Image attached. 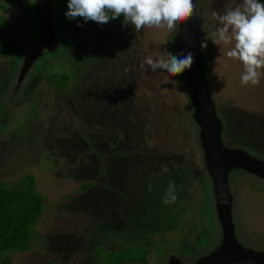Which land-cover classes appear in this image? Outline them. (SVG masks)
<instances>
[{
	"label": "rangeland",
	"instance_id": "1",
	"mask_svg": "<svg viewBox=\"0 0 264 264\" xmlns=\"http://www.w3.org/2000/svg\"><path fill=\"white\" fill-rule=\"evenodd\" d=\"M46 2L48 41L41 44L43 23L37 1L32 4L30 0L28 5L33 8L29 9L25 0H0L3 32L16 42L12 55L0 58V85L5 81L8 88L1 99L6 105L7 120L0 116V122L8 132L0 133V181H14L23 174H32L36 191L46 201L36 226L38 243L24 253H7L6 264H104L98 256L100 251L138 245L150 247L148 264L209 261L211 264H264L246 257L215 261L227 253V245L210 161L206 159L207 139L202 135L200 95L195 86L198 81L205 93V107L214 125L219 149L256 164L253 169L237 162L226 164L225 192L228 204L230 198L232 248L264 256V162L243 148L225 147L221 139L224 128L221 117L227 110L235 112L234 117L239 121L246 120L241 125L246 127L248 136L258 133L256 136L262 137L258 123L251 125L254 118L264 116V68L260 69L259 84H242V63L226 55L234 41L218 45L211 41L212 33L220 27L212 11L222 15L242 0H195L191 45L182 25H178L177 32L148 27L137 32L131 29L132 25H123L121 16L103 25L89 20L94 25V30H90V26L86 28L80 23V17L75 18L74 24V19L66 18L67 0ZM258 2L264 4V0ZM132 33L135 40L128 39ZM176 39L181 40L178 48ZM133 40L134 47H130ZM124 41L127 42L124 46H129L124 49L127 56L122 58L116 49L118 52ZM115 42L117 47L111 45ZM202 42L207 44L203 50ZM73 44L86 49H76ZM95 45L96 49L90 53L89 48ZM107 51H115L109 54V62L114 59L118 68L128 69L118 76L129 84L125 93L130 98L124 99V107L118 106L119 110L110 112L107 119L103 111L101 122L84 125L70 107L72 103L64 99L69 97L65 95L67 91L59 92L43 79L61 70L69 73L71 70L73 79L68 91L71 95L72 89H78L81 97L84 93L80 87L89 90L94 81L107 79L100 75ZM188 52L193 54L194 63L181 74L171 76L159 69L153 72L140 68L148 56L155 60L166 57L167 53L183 56ZM38 64L40 69L36 70ZM110 82L107 85L111 87L116 77ZM13 101L21 105L15 107ZM103 108L108 111L107 106ZM67 116L71 121L68 127L62 123ZM15 120L20 121L10 131ZM127 122L137 123L134 128L130 127L137 130L135 134L128 129ZM76 128L91 133L93 139L99 135L100 141L109 135L123 140L122 145L136 152L131 162L146 163L145 168L137 169L135 177L141 179L139 184L134 181L123 184L119 198L102 188L99 190L105 192L103 198L97 191L88 198L77 195L84 179L80 176L95 170L91 167L96 156L89 157L87 165L91 167L86 169L82 164L70 166L72 156L68 154L72 152L71 139ZM125 131L128 133L124 134ZM12 133H15L13 139ZM61 141L68 143L61 148ZM119 143L120 140L114 141L111 150L101 154L104 168L121 165ZM164 160L173 163L177 169L174 174H167ZM201 176L206 178L205 184L201 183ZM170 180L175 182L177 200L164 204L162 198ZM149 184L151 191H148ZM111 186L116 188L115 184Z\"/></svg>",
	"mask_w": 264,
	"mask_h": 264
},
{
	"label": "trees",
	"instance_id": "2",
	"mask_svg": "<svg viewBox=\"0 0 264 264\" xmlns=\"http://www.w3.org/2000/svg\"><path fill=\"white\" fill-rule=\"evenodd\" d=\"M25 1L27 3V6L30 7V5H28V3H30V0ZM35 1L36 0H32V4H34ZM32 8L33 6H31L29 9ZM72 22L74 24L76 22L75 19ZM80 23H82V25L86 28L90 26L88 29L94 30V25H91L89 21L85 22L83 18H80ZM72 26L74 29L75 26ZM132 28L133 26L131 27V29ZM133 31L135 30L133 29ZM130 36L131 38L128 39L135 40V33H132ZM56 37H58V35H56ZM61 40L64 41L63 37ZM134 40L131 41L132 43H129L130 47H134ZM108 42L110 43V41ZM63 43V48H65L66 43ZM126 43V41L122 43V47L118 50V52L116 49L117 55L121 56L122 58L127 56V54L124 52V49L129 45L124 46ZM73 45L76 46V49H86L82 48V46H78L79 44ZM111 45L114 47L118 46L117 42ZM15 46L16 42L11 37L4 34L3 22L0 18V58L5 59L12 55V51ZM96 47L97 45H95L94 47L91 46L89 48L90 53H92L94 51L93 49H96ZM107 52L108 55L105 59H103V64L105 67L100 72L101 77L104 79V76H106L107 79H104V82L100 79H98V82L94 81L89 90H87L85 87H80V90H83L84 93L81 97L78 96L80 92L78 89H72L73 91L71 95L70 91H68L70 82H72L73 79L71 70L70 73L61 70V72L47 75L44 77V79L42 78L47 84L54 87L59 92L63 93L67 91L65 95L69 94V97L66 96L64 99H66L70 104L72 103L70 107L75 112V115L78 117L80 122H82L84 125L96 124V121L101 122L103 120V111L105 112V119H107L106 116L110 114V112L119 110L118 106L124 107V99L128 100V98H130V94L125 93L129 84H127L125 80L123 81L121 76H118L123 72L127 73V71H125L126 68H118V63L114 59L113 61L109 62L107 58H109L111 54H115V51H112L113 53H111L110 51ZM16 59L17 56L15 57V60ZM39 69L40 65L38 64L36 70ZM115 77L116 83L111 87L110 85H107L111 83L110 81L115 79ZM6 85L7 84H5V81L0 85V116H3V118H6L4 110L6 108V105L2 101L3 97L7 93L8 88ZM19 104L21 105L20 102L13 101V105L15 107ZM13 105L12 107H14ZM104 106H107V112L105 111V108H103ZM222 115L223 116L221 117V119L224 123V128L221 132V139L225 147H232L234 149L237 147L243 148L247 150L249 154L257 157V159L264 162V116L263 118H254L251 125L252 127H254L258 123L259 128L262 132V137L259 138L256 136L259 135L258 133H252L250 136L245 133L247 129L242 125H245V119H247L249 116L244 119L245 122H242L236 118L237 116L234 117V115L236 114L233 111L231 113L229 112V110H227L226 114ZM65 119L66 120H63L62 123L66 127H68L71 121L68 116ZM19 121L20 120H15L11 123L9 128L10 131L12 127H17ZM126 125L129 126V130H132L131 128H134L137 123L135 124L127 122ZM4 127L5 125L0 122V133L8 132V130ZM128 129L126 131H128ZM126 131L124 132V134L128 133ZM132 131V134H135L137 130ZM73 133L75 134L71 139L72 152L68 154L72 156V161H70L71 165H69L76 166V164H82L85 165L84 169H86V167H91L87 165L89 164V157L96 156L95 163H93V166L91 167L95 170L92 173H90L89 170L87 172H84L82 175L80 174V177L84 179H82L83 185L81 189L76 192L77 195L82 196L83 198H88L93 195L94 191H97L98 196L100 198H103V194H105V192L103 191H108L110 195L114 192L118 195L119 198V191L121 192V186L123 184L126 183L125 185H129L130 181H134L139 184L141 179L137 176L135 177V175L136 173L138 174L137 169L139 170L140 168H145L146 163L144 161L138 160L137 164H133L131 160L135 157L133 154H135L136 152L129 151V148L127 146H124V144L122 145L123 140L116 139L112 137V135L106 137L103 136L102 141L99 140L100 136L97 135L95 136V140L92 138L93 136L90 135L91 133L80 131L78 128H76ZM14 135L15 133L10 134V138L13 139ZM119 140V147L122 148L120 154L121 156L119 157V159L121 158V165H119L118 168L114 166H112L111 169L104 168L101 154L105 153L106 150H111L114 141L118 143ZM61 142L63 143H61L60 145L61 148L63 145L65 146L66 143H68V141ZM61 151L64 153L63 149H61ZM92 160L93 158L91 159V161ZM163 162V164L167 167V174H174L175 170L177 169L173 167V163L167 160H164ZM157 164H160L158 160H156V165ZM193 171L195 172V170ZM196 178L198 179V175H196ZM200 181L201 183L205 184L206 178L201 176ZM111 184H115L116 188L119 187L120 189L118 188L116 190V188L112 187ZM99 188L103 189V193L101 192V190H99ZM45 207V197L36 191V180L32 174H23L14 181H0V264H6L5 256L7 253H24L32 250L33 247L38 243L39 236L36 232V226ZM150 252V247L138 245L121 249L106 248V250L100 251L98 256L103 260L104 264H148L147 257Z\"/></svg>",
	"mask_w": 264,
	"mask_h": 264
},
{
	"label": "clouds",
	"instance_id": "3",
	"mask_svg": "<svg viewBox=\"0 0 264 264\" xmlns=\"http://www.w3.org/2000/svg\"><path fill=\"white\" fill-rule=\"evenodd\" d=\"M193 8V0H67L64 15L70 20L80 17L85 22L91 20L101 25L123 16V25H132L137 32L144 27L177 32L178 25L193 15ZM211 15L220 25L212 33L211 41L215 45L234 41L226 55L242 63L244 74L241 83L259 84L260 69L264 68V4L258 0H242L222 15L216 11ZM206 40L208 38L205 37ZM206 47V42H202L201 49ZM193 63L191 52L183 56L167 53L166 57L155 60L151 56L146 57L140 68L153 72L159 69L175 76L190 69ZM151 190L152 185L149 184L148 191ZM176 200V185L170 180L162 203L171 204Z\"/></svg>",
	"mask_w": 264,
	"mask_h": 264
},
{
	"label": "water",
	"instance_id": "4",
	"mask_svg": "<svg viewBox=\"0 0 264 264\" xmlns=\"http://www.w3.org/2000/svg\"><path fill=\"white\" fill-rule=\"evenodd\" d=\"M37 1V9L38 12L41 15V19L40 22L43 23V27L42 29L40 28L42 34H44V37L41 39V44L43 42H47L48 38L45 37V33L48 32V6H47V0H36ZM195 3V0H193V5ZM194 21V22H193ZM192 23L195 24V16H194V8H193V15L186 21L181 23L180 25H182V27L184 28V30L186 31V33L188 34V40H189V44L191 45V41H192ZM44 32V33H43ZM182 38V37H181ZM178 41H181L180 39H176V47H179V43ZM195 86H196V91L198 92V94L200 95V99H199V104L201 107V118L203 119V133L202 135H204L205 139H207V151H206V159L207 161H210V166H209V170L211 171V176L213 178V185L215 190L217 191V197L219 199V209H218V213H220V219L222 220V226H223V231H224V242L227 245V253L225 255H223L220 259L215 260L217 261V263L221 262V261H226L231 260V259H238V258H252L258 261H262L264 262V256L262 255H257V254H253V253H248L245 251H235L236 249L232 248L231 246V242H232V237H231V224H230V208H229V204H230V198H229V204H228V199L226 196V192H225V176H224V168L226 166V164L228 163H233L236 164H243L244 166H248L249 168L252 167L255 168L256 164H252V162L246 161L244 158H240V157H234L231 156L230 153H227V151H221L218 147L217 144V137L215 135V130H214V125L210 119V117L207 114L206 111V97H205V93H203V89L201 88L200 84L198 81L195 82ZM205 97V98H204ZM238 154V153H237ZM242 157V156H241ZM232 251H235V254H232ZM212 262H201V264H211Z\"/></svg>",
	"mask_w": 264,
	"mask_h": 264
}]
</instances>
